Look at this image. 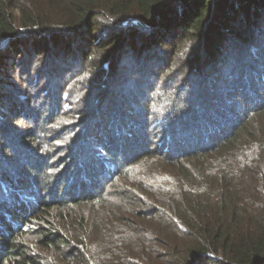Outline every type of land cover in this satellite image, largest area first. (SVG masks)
Listing matches in <instances>:
<instances>
[{"label": "trees", "instance_id": "16d2710c", "mask_svg": "<svg viewBox=\"0 0 264 264\" xmlns=\"http://www.w3.org/2000/svg\"><path fill=\"white\" fill-rule=\"evenodd\" d=\"M16 69L79 166L0 168V264H264V0H0V121Z\"/></svg>", "mask_w": 264, "mask_h": 264}, {"label": "rangeland", "instance_id": "374dc122", "mask_svg": "<svg viewBox=\"0 0 264 264\" xmlns=\"http://www.w3.org/2000/svg\"><path fill=\"white\" fill-rule=\"evenodd\" d=\"M33 71H32V76L38 75L39 70L38 71L33 70ZM18 72L19 71L16 69L13 75L11 76L12 81H14L17 84V86H13L11 85V83H9L8 85L14 88L15 93L16 92L22 93L21 95L25 97V100H26L24 101V103H27L26 105L27 109L26 111L23 112L20 119L12 120L9 118L7 120L0 121V132L4 131V128H6L7 129L6 131L9 132L8 134L9 137L8 135L3 137L0 134V140L1 139L3 140V138L5 140L4 142L1 140L2 143L0 141V168L1 170L3 169V166H5L4 169H8L9 173L13 176V171H15V169H19V170L21 169L22 172L24 171L26 173V171H28L27 169L29 168L30 173L27 175L28 178L26 180H30V176H32L33 171L38 170V174L42 173L43 171L42 167H44L45 170L47 167L48 173H58L61 169L65 168L66 166V165L63 166V161L65 162L72 161L74 162V164L75 162H79V159L75 156L73 151H71V149L69 148L70 144L69 146L66 145L65 139H63V137L69 131L71 130L73 131V129L75 128L77 130L78 126L82 125V122L77 121L78 119H75V117H73L71 120L68 119V122L69 124H71V126L67 129V131L65 130L63 131L62 128H59L58 126L53 124L54 122H53V115L51 114V110L53 109V112H54V106L52 102H50L49 100L50 96L48 97V95H50L51 93H55V91H57L56 88L59 85L58 83L60 81L59 78L52 77L51 76L52 74L49 75V77H46L48 72L46 69L45 71L44 69H42L40 76L43 78V80L41 82L38 79L34 82L33 78L27 79L26 77H25L26 82H19ZM165 76L167 77V79L170 80L168 86H170L171 91L173 89L176 90L188 84V82H190V77H187V78H177L176 77L175 78V75L172 76L169 73V70H166V72L162 76V79H164ZM79 80L80 78L76 79L75 84L79 83L78 82ZM38 82H40L39 84L41 86L39 85L37 87ZM122 89L124 90V88ZM7 91L4 90L3 93H6ZM122 93L124 94V92ZM151 95L154 96L153 93ZM90 97L88 98L84 97L83 100L80 99L78 102H82V105L79 107L75 106L76 108L74 109L85 111L83 114H85L86 112H88V114L93 113L95 111V108H93L90 102V99H91ZM70 102L72 103L74 102V100H71ZM78 102L75 101L74 104L76 105V103ZM126 115L129 116V114L127 113ZM31 116L34 117L32 121L34 123L36 122V119L38 118V116H44L43 119H46V122H45L46 127L42 129V132L41 130H36V126L28 124V118L26 117H31ZM7 125H10V126H7ZM79 129L83 130L84 127L83 128L80 127ZM117 130H120V125L113 126L109 131H111L112 133L114 132L117 133ZM32 133L36 134V136L38 137V141H39L37 144L40 150L39 152H37V156L39 157L38 160L36 156L30 157L29 156L30 153L27 152L26 150L25 151L23 150V149H29L32 147V141L30 140ZM83 138H84V134L82 135V137L79 136V139L73 140V142L78 141L79 143H81L83 141ZM153 139H155V137H153ZM5 147H10L9 148L10 150H7V152H2V150L5 149ZM46 157L50 159L46 161V164H44L43 161L45 160ZM60 159L62 160L61 161L62 163L57 164L58 160ZM148 163H150V160ZM75 165H77V167L79 166V164H75ZM39 169L41 170L40 173H39ZM63 173L64 171H61V174ZM56 178H58V176ZM44 179L45 178H41V182H43ZM49 192H51V190H49ZM7 194L9 195L11 194V192L4 193V195H7ZM4 197L9 198L8 196L7 197L4 196ZM2 199L3 198H1V195H0V200ZM5 202L7 203L8 201L5 200ZM89 214L92 215L93 212H90ZM31 240H34L33 236Z\"/></svg>", "mask_w": 264, "mask_h": 264}]
</instances>
